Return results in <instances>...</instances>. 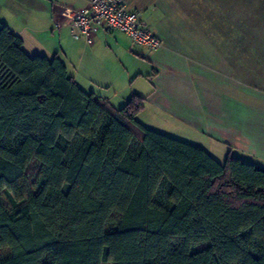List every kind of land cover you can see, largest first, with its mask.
I'll return each mask as SVG.
<instances>
[{"label": "trees", "instance_id": "16d2710c", "mask_svg": "<svg viewBox=\"0 0 264 264\" xmlns=\"http://www.w3.org/2000/svg\"><path fill=\"white\" fill-rule=\"evenodd\" d=\"M144 104L0 22V264H264V168L145 128Z\"/></svg>", "mask_w": 264, "mask_h": 264}, {"label": "crops", "instance_id": "0c3cea01", "mask_svg": "<svg viewBox=\"0 0 264 264\" xmlns=\"http://www.w3.org/2000/svg\"><path fill=\"white\" fill-rule=\"evenodd\" d=\"M126 1L161 49L109 31L87 45L55 28L87 0H0V22L26 54L59 57L83 92L114 109L132 95L145 98L137 117L145 128L197 146L219 164L230 155L264 168V0ZM145 113L176 125L179 137L143 122Z\"/></svg>", "mask_w": 264, "mask_h": 264}, {"label": "built area", "instance_id": "2783aa9c", "mask_svg": "<svg viewBox=\"0 0 264 264\" xmlns=\"http://www.w3.org/2000/svg\"><path fill=\"white\" fill-rule=\"evenodd\" d=\"M85 8L70 14L66 22L57 27L69 30L71 37L91 45L99 31L120 32L132 44L150 49L162 48L159 38L142 24L141 13L127 9L126 0H87Z\"/></svg>", "mask_w": 264, "mask_h": 264}, {"label": "rangeland", "instance_id": "374dc122", "mask_svg": "<svg viewBox=\"0 0 264 264\" xmlns=\"http://www.w3.org/2000/svg\"><path fill=\"white\" fill-rule=\"evenodd\" d=\"M117 107V106H116ZM147 113V112H146ZM146 113H145V115L143 114V117H145L146 116ZM142 117V118H143ZM151 116L149 115V116H147V117H145V118H143V122H145V123H148V124H150V126H153V127H155V128H157V129H160V130H162V131H164V132H167V133H174L175 135H177V132H175V130L176 129H174V131H172L171 129H173L174 128V126H176V125H172V123L170 122V123H168L167 121H165V120H163V121H161L160 119H153V118H150ZM182 127H184V126H182ZM180 128V130L182 131H184V129L183 128ZM187 129V128H186ZM189 130V129H188ZM186 131V130H185ZM184 133V132H183ZM182 133V135L184 136V138L185 139H187L188 141H193V139L190 137V136H187L186 134H183ZM178 136V135H177ZM179 137V136H178ZM4 200V199H3ZM5 202H6V200H4ZM7 203V202H6Z\"/></svg>", "mask_w": 264, "mask_h": 264}]
</instances>
